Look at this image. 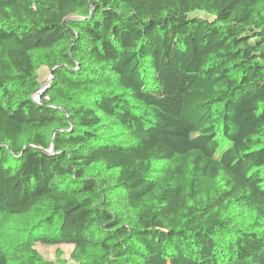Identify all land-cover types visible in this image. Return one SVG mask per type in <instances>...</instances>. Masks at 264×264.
Masks as SVG:
<instances>
[{
  "label": "trees",
  "instance_id": "obj_1",
  "mask_svg": "<svg viewBox=\"0 0 264 264\" xmlns=\"http://www.w3.org/2000/svg\"><path fill=\"white\" fill-rule=\"evenodd\" d=\"M37 243L264 264V0H0V264Z\"/></svg>",
  "mask_w": 264,
  "mask_h": 264
},
{
  "label": "rangeland",
  "instance_id": "obj_2",
  "mask_svg": "<svg viewBox=\"0 0 264 264\" xmlns=\"http://www.w3.org/2000/svg\"><path fill=\"white\" fill-rule=\"evenodd\" d=\"M194 14L210 18L209 15H206L203 12H195ZM38 80L40 85H43L40 90L38 89L40 92L50 80V70L46 66H41L38 69ZM33 98L38 99V92ZM35 247L43 258L50 261L52 264H75L71 258V252L73 250V245L71 244L45 246L37 243Z\"/></svg>",
  "mask_w": 264,
  "mask_h": 264
},
{
  "label": "water",
  "instance_id": "obj_3",
  "mask_svg": "<svg viewBox=\"0 0 264 264\" xmlns=\"http://www.w3.org/2000/svg\"><path fill=\"white\" fill-rule=\"evenodd\" d=\"M52 74H53V69L50 70V79L52 77ZM43 85H39L38 89L40 90V88L42 87Z\"/></svg>",
  "mask_w": 264,
  "mask_h": 264
}]
</instances>
